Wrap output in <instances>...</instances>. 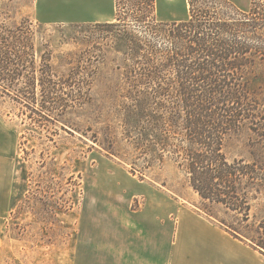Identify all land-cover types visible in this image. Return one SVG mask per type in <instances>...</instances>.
Masks as SVG:
<instances>
[{"label": "trees", "instance_id": "1", "mask_svg": "<svg viewBox=\"0 0 264 264\" xmlns=\"http://www.w3.org/2000/svg\"><path fill=\"white\" fill-rule=\"evenodd\" d=\"M114 3L115 20L97 24L123 46H132L127 54L134 60L133 71L146 72L141 78L128 76L126 91L113 94L138 108L126 119L125 136L136 140L137 128L145 123L134 141L138 158L149 166L172 160L210 205L202 212L264 254V0H250L247 9L231 0H188L189 16L171 22L158 20L157 0ZM18 4L0 0V8L8 11L0 12V97L23 100L28 115L44 121L43 113L62 111L67 100L55 96L61 90L50 73V60L42 56L47 66L37 69L31 21L6 22ZM135 29H144L146 36ZM75 79L67 77L61 85L70 86ZM81 93L75 100L89 105V92ZM244 135L246 156L231 158L230 143ZM98 143L146 180L144 171L105 142ZM254 201L259 208L252 216ZM214 206L231 218L219 216Z\"/></svg>", "mask_w": 264, "mask_h": 264}, {"label": "rangeland", "instance_id": "2", "mask_svg": "<svg viewBox=\"0 0 264 264\" xmlns=\"http://www.w3.org/2000/svg\"><path fill=\"white\" fill-rule=\"evenodd\" d=\"M14 1L19 3L17 13L9 12L13 17L6 22L12 25L25 18L31 21L37 69L42 72L43 66H47L42 56L50 60V73L61 90L55 96L66 99L67 107L43 113L46 120L42 121L28 115L23 100L19 103L0 97V121L5 126L6 144L11 140L15 143L13 195L0 236V264H77L76 257L87 234L109 229L113 200L127 203L138 193L143 180L130 172L131 166L107 155L99 141L144 171L145 182L201 212L209 207L192 188L186 172L172 160L167 158L164 163L157 161L149 166L146 160L138 158L134 141L141 138L138 133L144 132L145 123L137 128L136 140L125 136L126 119L138 108L126 101L122 104L123 99L113 94L126 91L124 81L128 76L141 78L146 72L138 68L133 71L134 60L127 54L132 46H123L120 39L97 24L115 20L114 0ZM231 1L242 9L250 4V0ZM0 12L8 11L0 8ZM98 12H108L107 18L100 22L88 19ZM157 16L160 22L186 19L188 0H157ZM134 32L146 36L144 29ZM159 43L167 44L166 40ZM72 76L76 79L70 86L61 85ZM140 90L147 89L140 86ZM83 91L89 92V105L75 100ZM247 142V135L232 140L229 156H246ZM114 177L122 190L117 191L113 185ZM145 199L138 195L129 202L136 209ZM258 202H253L252 216L258 212ZM214 211L231 218L221 208L214 206Z\"/></svg>", "mask_w": 264, "mask_h": 264}, {"label": "crops", "instance_id": "3", "mask_svg": "<svg viewBox=\"0 0 264 264\" xmlns=\"http://www.w3.org/2000/svg\"><path fill=\"white\" fill-rule=\"evenodd\" d=\"M107 16L98 12L88 19L100 22ZM5 131L0 121V236L12 202L15 164V143L6 144ZM137 192L129 201L138 195L146 199L136 209L129 201L113 200L109 229L87 234L77 264H264V254L197 207L144 180Z\"/></svg>", "mask_w": 264, "mask_h": 264}]
</instances>
